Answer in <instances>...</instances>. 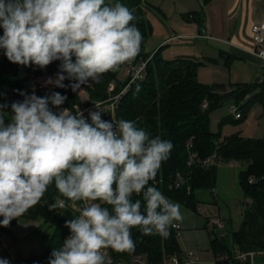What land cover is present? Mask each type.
<instances>
[{
    "label": "clouds",
    "instance_id": "clouds-1",
    "mask_svg": "<svg viewBox=\"0 0 264 264\" xmlns=\"http://www.w3.org/2000/svg\"><path fill=\"white\" fill-rule=\"evenodd\" d=\"M134 20L128 7L105 0H0V48L20 65L44 68L62 61V72L47 83L66 87V78L75 80L76 91L139 54L143 37ZM65 99L58 92L26 96L11 105L7 125L0 111V225L8 227L35 206L54 183L62 197L82 208L66 221L71 234L49 264H110L105 249L135 250L133 228L166 238L183 218L180 205L149 182L169 158L171 141L150 138L134 121H105L91 112L89 124L79 112L54 113L48 106L59 107ZM134 194H142L143 211ZM64 203L57 199L51 207ZM0 264L9 261L0 258Z\"/></svg>",
    "mask_w": 264,
    "mask_h": 264
},
{
    "label": "trees",
    "instance_id": "trees-1",
    "mask_svg": "<svg viewBox=\"0 0 264 264\" xmlns=\"http://www.w3.org/2000/svg\"><path fill=\"white\" fill-rule=\"evenodd\" d=\"M105 3H121L133 12L135 20L132 23L140 30L143 40L139 54L132 61L138 63L148 60L144 80L132 84L123 96L117 119L134 121L136 127L145 130L150 138L159 135L173 144L169 158L162 163L156 178L149 182V186L157 187L170 200L195 208L200 202L197 192L215 191L220 163L244 164L245 168L239 176V185L247 207L242 212L243 219L236 231L219 234L213 229L211 245L215 257L214 264H245L234 260V254L264 253V140L244 138L240 135L222 138L210 127L211 113L228 101L240 109L241 118L236 121L242 120L245 112L255 103L264 104V81L259 77L250 85H231V90L223 84L205 85L198 79L201 63L196 60L164 58L163 47L154 54L147 53L146 44L153 34V25L146 18L147 11L151 9L148 0H105ZM186 19L203 25V15L200 12L191 13ZM0 35H3L2 28ZM72 59L75 62L74 56ZM61 64L60 60L50 63V72L57 76L62 72ZM229 64L230 61L226 60L225 65ZM122 68L121 65L118 70L101 75L98 83L89 79L85 84H80L76 91L72 90L71 85L77 81L66 78L63 81L66 87L53 86L49 91L36 96L50 97L58 92L66 97L59 107L49 102L48 106L54 113L82 104L80 91L83 89L90 100L104 101L109 98L111 85L115 87L112 94H117L126 87L127 82L120 81ZM37 72L39 67L34 64L20 65L10 62L8 58L0 62V105L4 106L0 111L4 114L6 125L14 115L11 105L14 102H23L26 96L31 95L27 90V81L29 75ZM64 75L67 76L66 73ZM205 103L206 108L203 107ZM101 118L107 121L104 117ZM231 120L232 116H228L223 121ZM87 122L91 124V118ZM191 153L197 154L201 159L216 155V159L208 167L189 166ZM178 173L185 176L186 185L170 188ZM156 179H162V183H155ZM188 187L191 189L190 193ZM57 199L64 200V208L51 207ZM132 199H141L143 211L142 194H134ZM104 206L111 211V206ZM81 208V202L73 203L62 197L53 183L35 206L13 219L8 227L0 225V234L5 235L20 220H40L43 222V229H46L45 251L18 263L49 264L52 252L62 246L70 233V229L65 226L66 221L75 219ZM2 219L3 217H0V220ZM227 225L229 223L226 222V228ZM131 234L135 241V250L131 253H119L110 248L115 261H129L141 255L152 264H166L174 255L184 253L178 244L179 233L173 227L169 228L166 238L158 234L146 236L139 228H133ZM257 262H264V255L257 257Z\"/></svg>",
    "mask_w": 264,
    "mask_h": 264
},
{
    "label": "rangeland",
    "instance_id": "rangeland-1",
    "mask_svg": "<svg viewBox=\"0 0 264 264\" xmlns=\"http://www.w3.org/2000/svg\"><path fill=\"white\" fill-rule=\"evenodd\" d=\"M233 0H148L151 9L146 18L153 25V34L146 44L147 53L154 54L162 48L164 58L193 59L201 63L198 79L205 85H250L260 77L264 80V69L256 63L245 61H230L225 65L228 54L224 45L216 43L212 38L207 44L205 41L193 39L199 36L198 25L187 21L186 17L194 12H200L204 17L208 12L214 18V25L218 32H226L227 25L235 18H225L226 8ZM252 7L256 13L264 15V0H252ZM176 35L184 40H171ZM228 40V38H226ZM169 41L168 44H165ZM53 78L52 80H55ZM120 81H127L124 67L121 70ZM232 102L225 103L210 115V127L214 133L222 138L240 135L244 138L264 140V104L255 103L242 120L236 121L231 112ZM228 116L231 121L224 122ZM245 168L242 163H220L218 166L217 186L214 192L200 191L197 196L200 202L195 208L178 201L182 213V220L174 222L181 226L178 244L184 253L195 254L203 264H214L215 257L212 251L214 218L229 223L224 232L236 231L243 219L242 212L247 207L242 189L239 185V176ZM45 228V227H44ZM46 230V229H45ZM43 222L20 220L4 235L8 249L13 250L18 262L27 260L45 251ZM218 231L219 234L224 233ZM50 235V234H47ZM0 258L7 259L9 264L12 258L5 249H0Z\"/></svg>",
    "mask_w": 264,
    "mask_h": 264
},
{
    "label": "built area",
    "instance_id": "built-area-1",
    "mask_svg": "<svg viewBox=\"0 0 264 264\" xmlns=\"http://www.w3.org/2000/svg\"><path fill=\"white\" fill-rule=\"evenodd\" d=\"M1 36V35H0ZM201 38H210V36L206 33L205 29H201ZM180 37L175 36L174 38L170 39H179ZM252 44L254 47V54L261 60L262 62V69H264V18L259 23L252 27ZM169 41H167L165 44H168ZM5 50L3 48H0V62L4 61L6 59ZM147 61L142 62H127L122 64L125 70V76L127 78V85L126 87L117 94H112L114 92V85H111L109 88V98L104 101H92L90 100L89 96L87 95V92L83 89L80 91L81 98H82V104H76L73 109H69L72 111L73 115L76 113H81L83 118L86 120V122L91 118L90 113L91 112H100L101 116L107 119V121H114L118 122L117 119V111L120 107L121 101L123 96L127 93V91L130 89L131 85L144 80L146 76V69H147ZM39 67V66H38ZM57 76L53 75L50 72L49 65L40 68L39 72L33 73L29 75L28 81H27V90L31 93V95L34 93L35 95H38L42 92H47L54 86L53 84L47 83L49 78L53 79ZM264 81V80H261ZM99 108H98V107ZM204 108L207 107V103L203 105ZM232 114H234V117L236 119L241 118V112L238 106H232L231 108ZM216 155L213 157L207 158V159H201L197 156L195 153H191L189 156L188 164L189 166L193 165H200L208 167L212 165L215 162ZM160 182L162 183V179L159 181L156 179L155 183ZM186 185V178L181 173H178L173 183L171 184L170 188H179L181 186ZM188 192H191L190 187H188ZM65 207V204H64ZM61 207V208H64ZM80 214V212H79ZM79 216V215H78ZM77 216V217H78ZM176 226L173 227L178 233L181 231V226L178 224H175ZM213 229L218 231H225L226 230V222L221 220L220 218H214L212 220ZM69 233L67 237L70 235ZM66 237V238H67ZM0 249H5L9 252L11 256V260L13 264H19L18 261L15 259V252L13 250L8 249L5 243V236L0 234ZM106 253V261L110 260V264H152L150 263L147 258L144 256H136L132 258L129 261H115L111 255L110 248L104 250ZM264 255V253H256V252H247V253H236L234 254V260L245 263V264H264V262H257V257ZM166 264H203L200 259L193 253H183L181 255H174L169 259V261Z\"/></svg>",
    "mask_w": 264,
    "mask_h": 264
},
{
    "label": "crops",
    "instance_id": "crops-1",
    "mask_svg": "<svg viewBox=\"0 0 264 264\" xmlns=\"http://www.w3.org/2000/svg\"><path fill=\"white\" fill-rule=\"evenodd\" d=\"M192 13H194V11H192ZM225 15V18L228 17L229 19H233L235 18V15H238V19H235L231 24L227 25L226 32H218L216 30L214 18L208 12L207 16H203L202 26L198 25L196 22L194 23L198 25L199 36L201 35V29L204 28L210 38H201V36L197 37L198 35H193L192 38L198 41H205L208 44V42L214 37L216 38L217 44L219 42L220 45H224L225 48H227V51L225 52L228 54L229 61L238 60L248 63L252 62L258 65V69L262 67L261 60L254 54L251 35L252 27L259 24L263 20L264 15L255 12L252 7V0H233L230 7L228 5L226 8ZM176 36L180 37L178 35ZM226 38H228V40H226ZM176 40H184V38L180 37Z\"/></svg>",
    "mask_w": 264,
    "mask_h": 264
}]
</instances>
